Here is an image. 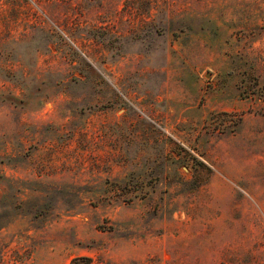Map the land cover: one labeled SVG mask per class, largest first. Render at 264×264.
Returning a JSON list of instances; mask_svg holds the SVG:
<instances>
[{
    "label": "rangeland",
    "instance_id": "1",
    "mask_svg": "<svg viewBox=\"0 0 264 264\" xmlns=\"http://www.w3.org/2000/svg\"><path fill=\"white\" fill-rule=\"evenodd\" d=\"M264 260V0H0V264Z\"/></svg>",
    "mask_w": 264,
    "mask_h": 264
},
{
    "label": "trees",
    "instance_id": "2",
    "mask_svg": "<svg viewBox=\"0 0 264 264\" xmlns=\"http://www.w3.org/2000/svg\"><path fill=\"white\" fill-rule=\"evenodd\" d=\"M71 264H102V262L101 261L96 262L91 257H78V258L73 259ZM231 264H264V260L251 256L250 262L235 261V262H232Z\"/></svg>",
    "mask_w": 264,
    "mask_h": 264
}]
</instances>
